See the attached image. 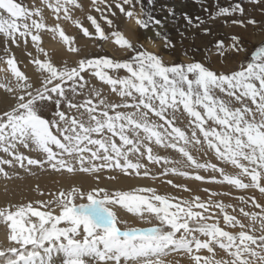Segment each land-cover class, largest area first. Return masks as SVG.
Masks as SVG:
<instances>
[{"label": "snow or ice", "instance_id": "snow-or-ice-1", "mask_svg": "<svg viewBox=\"0 0 264 264\" xmlns=\"http://www.w3.org/2000/svg\"><path fill=\"white\" fill-rule=\"evenodd\" d=\"M145 2L153 0H114V5L89 0L88 10L100 13L109 27L114 23L105 12L113 6L141 29L162 26ZM46 9L55 18L54 25L46 22ZM77 11H85L82 0H39V6L35 0L30 5L24 0H0V37L7 54L0 56V63L6 65L0 71L11 75L0 81L10 101L0 110V177L19 178L16 168L35 176V167L66 174L70 180L66 187L47 192L37 184L33 191L46 199L0 206L4 232L0 264H54L56 257L61 264H264V204L255 195H246L258 191L264 196V40L250 53L241 36L232 35L228 47L217 40L215 55L225 62L231 53L248 56L232 70H217L195 60L166 63L163 56L133 44L119 30L106 34L97 19L87 14L94 28L90 32L75 17ZM236 13L243 16L244 7H221L213 19ZM169 15L174 17L175 11ZM183 18L193 24L187 13ZM195 20L202 23L199 17ZM60 21L71 23L87 38H111L132 55L125 60L85 56L72 65L66 61L57 65L42 46V33L58 36L68 52H80L75 37L66 34ZM232 24L252 25L264 32L254 18ZM204 33L210 30L205 28ZM155 35L161 33L157 30ZM163 40L165 48L175 47L167 36ZM21 43L38 82L10 54L8 45ZM29 43L43 54V60L27 52ZM121 70L126 75L120 76ZM91 79L108 86L122 102L109 101ZM50 105L55 111L47 119L41 113ZM182 117L187 118L184 128L178 126ZM20 147L37 156L24 154ZM154 147L172 149L183 159L159 155ZM194 152L211 153L218 163L200 162ZM149 165H160L161 171L153 173ZM199 170L213 175H200ZM79 175L90 177L92 185L85 188L75 182ZM168 175L226 185L245 194L203 188L208 199L195 194L185 199L158 194L154 187L100 186L102 177L156 180ZM166 182L192 193L187 185ZM217 196L239 203L226 204L214 199ZM119 211L146 226L130 223ZM172 254L180 259H167Z\"/></svg>", "mask_w": 264, "mask_h": 264}, {"label": "rangeland", "instance_id": "rangeland-1", "mask_svg": "<svg viewBox=\"0 0 264 264\" xmlns=\"http://www.w3.org/2000/svg\"><path fill=\"white\" fill-rule=\"evenodd\" d=\"M26 4H31L32 0H24ZM37 6H39V0H35ZM82 3L85 5V11L75 13V17L79 18L84 25L87 27L90 32L94 33V28L91 26L90 22L86 19V15L90 14L94 16L97 21L100 23L101 27L104 29L106 34H110L114 30L121 31L133 44L139 45L142 44L144 48L148 51H152L144 44V40L146 39L142 34V31H146L145 29H141L138 26L131 27L130 24L132 21H128L126 17L120 13L119 9H116L114 6L108 12H105V15L108 16V19H112L114 23V27H109L105 20L101 18L100 13L96 11H89L88 5L89 0H82ZM108 3L114 5V0H108ZM236 4H240L245 9V14L241 16L239 13L234 15H226L219 16L213 19L214 14L221 7L224 8H232ZM144 7L150 11L156 18L162 21V26H150V29L155 32L158 30L161 35L156 38L155 41L159 42V49L156 52L157 54L163 56L166 63H188L195 61H200L205 63L206 66L220 70H232L236 69L241 61L247 60L248 56L245 53H240L236 55L235 53H231L227 57V61L225 62L221 57L215 55L214 44L217 40H223L226 47L231 44V40L229 39L232 35H238L243 38V45L247 48L250 53L261 40H264V32H261L260 27H253L252 25H248L246 28L240 27L238 24H232L233 20H247L249 18H254L258 22H260V26L264 27V3L262 4H253L250 0H153L152 4H148L145 2ZM140 6H137V11H139ZM174 10L175 16L169 15V11ZM111 12H115V15H111ZM187 13L189 17L193 18V24H188L184 18L183 14ZM44 15L46 17V22L49 25H54L56 23L55 18L51 15L49 10H45ZM199 17L202 23H197L195 18ZM227 21V23H225ZM62 27L65 32L69 36L75 37V45L80 49L78 54L70 53L66 50V47L60 42L59 37L57 36L55 39L52 37L51 33L44 32L43 36V44L42 46L48 52L51 59L57 64L61 65L63 62H67L69 65L77 62L82 57H97V56H108L117 60H125L128 59L132 53L126 50L121 49L117 46L112 39L102 40L99 38H87L82 32L72 25L69 22L60 21ZM208 28L210 30L209 34L204 33V29ZM167 36L168 39L175 45L174 48H165L163 38ZM54 44V45H52ZM52 45V46H50ZM5 41L2 37H0V56L7 55L4 51L5 49ZM10 48V54H14L16 60L18 61V67L24 71L29 77L32 78L33 82H38L37 73L34 71V66L29 63L31 57L26 54V50L24 45L21 43L20 47H16L15 45H8ZM27 52H31L33 56H38L40 59H44L43 54H37L35 48L29 43L27 47ZM187 53V55H185ZM6 68V65L0 63V69ZM120 76L126 75L124 70H121L119 73ZM11 79V75L8 72L0 71V81L5 78ZM85 78L89 79L87 74H85ZM90 83L95 85L98 89H102L104 95L107 99L113 103H121L120 98L111 93L108 86L103 85L102 82L91 79ZM71 95V93H69ZM75 99L80 100L81 97H75ZM9 99L7 94L0 89V105L1 110L5 109L9 103ZM62 110L68 112L69 110L62 105ZM121 111H127V109H120ZM55 111V106L50 105L41 113L45 118L52 119V113ZM153 119H156L153 117ZM182 122L179 123L178 126L184 128L187 124V118L182 117ZM26 155L36 157L37 154L23 147L19 149ZM154 151L162 156H168L173 160H182L183 158L172 149H163L154 147ZM0 155H3L0 153ZM193 155L197 156L200 162L209 161L212 163H218L214 156L209 153L206 156L201 153H193ZM145 163L147 161L145 160ZM149 168L153 173H158L161 171L160 165H149ZM8 171H13L12 169H6ZM189 171H193L192 169H188ZM229 171L231 169H228ZM16 172L19 173V178H13L11 180H5L3 177H0V183L8 184L5 186L6 188L13 189H30L32 190L31 197L24 198L21 196H11L6 195L0 199V206L5 205V201H11L13 203L27 201L28 200H43L47 197L39 196L35 191H33L34 187L39 184L40 188H44L45 192L49 190H55L61 186H67L70 182L69 178L65 174L63 177H66V182L63 184L57 185L54 183L56 179L58 180V176L56 173L49 171H40L38 168L33 167L32 171L36 173L35 176L29 175L23 169L16 168ZM42 173V174H41ZM48 173V174H47ZM200 175L210 176L213 173L209 170V172H204L203 170H199ZM218 175V174H216ZM46 176V177H45ZM45 177V178H44ZM55 177V178H54ZM57 177V178H56ZM84 178L83 181H77V183H82L85 188L92 185L93 181L90 177L79 175L75 178ZM50 178V179H49ZM74 178V179H75ZM88 178V180H87ZM45 179V180H44ZM64 180V181H65ZM90 180V182H89ZM135 182L133 184V181ZM172 180L175 184L178 185H187L188 188L192 190V193L183 191L181 188H174L169 185L166 181ZM129 181V182H128ZM61 182V181H60ZM76 182V181H75ZM121 182V183H120ZM62 183V182H61ZM86 183V184H85ZM148 183V184H147ZM16 184V185H15ZM89 184V185H87ZM145 184V185H144ZM23 185V186H22ZM26 185V186H25ZM139 185V186H138ZM44 186V187H43ZM100 186L110 187V188H121L124 190H130L137 187H154L158 194L161 195H171L177 197H183L185 199H189L192 194L199 195L203 199H208V194L202 191L203 188H209L213 191L217 192H225L232 191L233 195H241L245 193H241L237 190L230 189L226 185H220L215 183H202L199 181H195L193 179H185L180 176L168 175L166 177H160L156 180H152L150 178H129L121 176L118 181H109L102 177V181ZM128 186V187H127ZM35 194V195H34ZM246 195H255L257 200L264 204V196H261L258 191L256 192H248ZM8 197V198H7ZM14 197V199H13ZM18 197V198H17ZM20 197V198H19ZM7 198V199H6ZM24 198V199H23ZM13 199V200H11ZM216 200H222L224 203L238 204L239 202L229 196H217L214 197ZM5 202V203H7ZM252 211H259L258 209H251ZM231 214V209H228ZM120 213V214H119ZM119 215L127 220H129L132 224H138V226H146L143 224H139L136 218L132 217L130 214H127L124 211H119ZM247 223V221H245ZM221 226L223 227V221L221 218ZM230 230L231 229H227ZM238 231V229H237ZM180 259V257L176 256V254H172L167 259L171 260L173 258ZM54 264H61L60 257H56ZM184 264H187L184 261Z\"/></svg>", "mask_w": 264, "mask_h": 264}, {"label": "bare ground", "instance_id": "bare-ground-1", "mask_svg": "<svg viewBox=\"0 0 264 264\" xmlns=\"http://www.w3.org/2000/svg\"><path fill=\"white\" fill-rule=\"evenodd\" d=\"M130 26L131 27H136L135 26V24H134V22H131V24H130ZM153 31V30H152ZM151 30H146L145 32H143L142 34L144 35V37L146 38L145 40H144V44H145V46H147L149 49H151L152 51H157L158 49H159V42H157V41H155L156 40V38H158L156 35H155V32H152ZM149 37H151L152 39H151V41L148 39ZM52 45H54V44H52ZM52 45H50V46H52ZM0 110H1V105H0ZM42 174V173H41ZM48 174V173H47ZM46 177V176H45ZM44 177V178H45ZM55 178V177H54ZM57 178V177H56ZM58 180L59 181H61L62 183H60V184H63L64 185V183L66 182V177H63V176H58ZM65 178V179H64ZM50 179V178H49ZM45 180V179H44ZM57 180V179H56ZM65 180V181H64ZM86 179H84L83 177L81 178H75V181L77 182V181H81L82 183H83V181H85ZM87 180H88V178H87ZM133 181V180H132ZM89 182H90V180H89ZM129 182V181H128ZM121 183V182H120ZM135 182L133 181V184H134ZM86 184V183H85ZM148 184V183H147ZM8 184H4V183H0V199L1 198H3L4 196H6V195H8L9 193L10 194H12V195H14V196H21V197H24V198H30L31 197V195H32V190H30V189H23L24 187H22V189L20 190V189H13L12 187L10 188H6L7 189V193L5 192V186H7ZM16 185V184H15ZM87 185H89V184H87ZM91 185V184H90ZM145 185V184H144ZM23 186V185H22ZM26 186V185H25ZM139 186V185H138ZM44 187V186H43ZM128 187V186H127ZM44 189V188H43ZM9 194V196H11ZM35 195V194H34ZM8 198V197H7ZM6 198V199H7ZM18 198V197H17ZM20 198V197H19ZM23 198V199H24ZM13 199H14V197H13ZM13 199H11V200H13ZM27 199V200H28ZM5 202H7V201H5ZM4 202V204H6ZM14 202V201H13ZM119 213V212H118ZM120 214V213H119ZM0 240H4V232H3V228H2V226H0Z\"/></svg>", "mask_w": 264, "mask_h": 264}, {"label": "water", "instance_id": "water-1", "mask_svg": "<svg viewBox=\"0 0 264 264\" xmlns=\"http://www.w3.org/2000/svg\"><path fill=\"white\" fill-rule=\"evenodd\" d=\"M142 32H145V31H142Z\"/></svg>", "mask_w": 264, "mask_h": 264}]
</instances>
